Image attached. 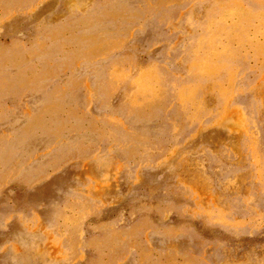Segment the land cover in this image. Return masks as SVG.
I'll use <instances>...</instances> for the list:
<instances>
[{
    "label": "rangeland",
    "instance_id": "374dc122",
    "mask_svg": "<svg viewBox=\"0 0 264 264\" xmlns=\"http://www.w3.org/2000/svg\"><path fill=\"white\" fill-rule=\"evenodd\" d=\"M0 264H264V0H0Z\"/></svg>",
    "mask_w": 264,
    "mask_h": 264
}]
</instances>
